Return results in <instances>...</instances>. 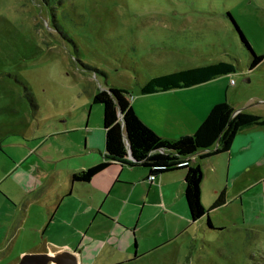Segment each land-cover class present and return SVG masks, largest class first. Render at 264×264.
Instances as JSON below:
<instances>
[{"label":"rangeland","instance_id":"rangeland-1","mask_svg":"<svg viewBox=\"0 0 264 264\" xmlns=\"http://www.w3.org/2000/svg\"><path fill=\"white\" fill-rule=\"evenodd\" d=\"M231 17L253 51L264 54V0H59L51 5L0 0V178L13 161L20 167L5 185L29 179L27 171L38 163L43 169L38 191L49 195L71 169L100 155L98 148L90 152L88 143L99 141L103 153V105L93 97L108 85L130 89L132 104L142 107L147 95L140 89L151 77L229 61L235 70L205 82L207 88L235 109L264 115V60L249 69L250 51ZM136 170L137 183L128 193L130 201L141 202L133 218L139 219L136 229L111 227L103 215L88 226L87 187L79 182L77 194L53 221L57 226L66 220L65 229L38 236L77 249L90 264H264V181L209 211L210 228L207 216L191 221L179 192L182 180H174L164 194L160 178L150 182ZM255 173L264 177V165ZM205 184L211 188L212 181ZM123 188L125 197L129 188ZM204 203L207 209L212 205V194ZM12 205L0 206V264L46 252L30 249V236L18 235V241L14 233L25 220L30 232L47 211L32 203L21 215ZM80 223L90 229L76 232Z\"/></svg>","mask_w":264,"mask_h":264},{"label":"crops","instance_id":"crops-1","mask_svg":"<svg viewBox=\"0 0 264 264\" xmlns=\"http://www.w3.org/2000/svg\"><path fill=\"white\" fill-rule=\"evenodd\" d=\"M207 87L208 85L205 82H202L189 87H177L147 93L144 94L147 96L143 100L142 107L133 106L138 116L157 134L164 138L177 139L183 135L194 133L201 122L209 114L212 107L216 103L222 101L218 98V94L215 90ZM253 126L259 127V130L243 133L245 128L242 129L237 133L230 149L226 152L214 154L206 158H202L200 153H196L190 157L189 164L200 165L203 170V181L201 186V197L203 203L205 195L207 197V195L212 194L214 202L222 190L226 191L228 198L227 202L230 203L231 200L241 198L246 191L264 181V177H258L255 173V170L264 165V126ZM216 146L217 143L213 146V148ZM86 148L90 152H95L98 148L100 155L93 156L90 161L91 163L86 167L79 170L71 169L69 171L70 173H68V177L61 186H51L52 193L49 195H43V193L38 191L39 181L42 180L39 177V172L43 170L38 163L33 165L32 172L27 171V173L31 175L29 179L17 180L14 182L13 187L10 183L5 185V180L15 170L17 171L20 169L15 161H13L14 167L9 170L4 177L0 178L1 207H7L10 209V207L13 206L12 204H14L18 213L26 215L29 212L28 206L32 203H36L37 205H40L42 209L47 211V215L42 216V218L40 217V219H38L39 221L31 225L32 229L30 232H27L26 230L29 223L25 222V220L20 223L14 233L16 236H30V238L27 239L33 243L30 249L43 250L50 253L70 250L76 252L79 262L80 257L82 259L81 261L85 262L81 256V252L77 249H65L63 244L56 241L52 237H46L44 235L43 237H39L38 233H45L48 229H57L59 232L65 229L66 220L62 219L57 226H53V221L56 218H59L62 208L66 205V201L73 198L78 192L76 191L79 185L77 183L80 181H74L72 179V175L75 172L81 171L82 169L92 166L105 159V137L103 153H101L99 141H95L93 145L91 144L90 146L88 143ZM25 160H23L22 163ZM136 169H139V173L142 178L149 180V171L146 167L132 166L127 163H116L96 174L91 180L81 182L87 187L84 211L89 214L90 220L88 221V226H91L95 221H97L98 216L103 215V217L112 224L111 227L118 226L124 231L129 232L134 228L136 229L139 219L134 221L133 218L135 211L137 207L141 205V202H138V200L130 201L132 196L128 195V193L131 192V188L129 187H133L138 180V177L135 175V173H137ZM55 170V168L49 169L47 176L54 173ZM34 171L37 172V177L35 179H33ZM176 171H179L180 174H169ZM184 176L185 170L177 169L165 172L157 178L161 179L160 188L164 194L169 193L171 184L174 180H182L179 192L180 195H184ZM208 179L212 181L211 188L205 184ZM238 181L243 183H240L239 185L237 183ZM2 185H4V187ZM123 187L129 188L125 194V197H129L127 199L128 201L124 199V195H121V191H123V189H127ZM51 188L50 186L48 187V189ZM208 190H210V193ZM107 202H110L111 205H106ZM87 206H89V208L85 209ZM97 223L101 224L100 222ZM88 226L87 223H80L76 232H80L81 230L83 231L84 229H90ZM19 236L17 238L18 241L21 240Z\"/></svg>","mask_w":264,"mask_h":264},{"label":"trees","instance_id":"trees-1","mask_svg":"<svg viewBox=\"0 0 264 264\" xmlns=\"http://www.w3.org/2000/svg\"><path fill=\"white\" fill-rule=\"evenodd\" d=\"M47 5L59 0H43ZM46 6V5H45ZM244 45L249 49L251 61L249 69L257 68L264 60V54L253 51L238 23L231 17ZM235 70L229 61H218L207 65L180 69L151 77L141 86V93H153L177 87H189L206 82L221 74ZM130 89L108 85L99 89L93 97L94 103L103 105V129L105 135V159L72 175L74 181L87 182L96 174L118 163L143 166L149 175L156 178L165 172L184 169V195L192 222L207 216V227L213 223L208 214L214 208L226 205L228 198L222 190L209 209L201 197L203 170L200 165H191L190 157L200 153L202 158L226 152L235 136L242 129L264 126V115L236 110L228 101L216 103L197 130L177 139H168L157 134L137 114ZM122 111V115L119 114ZM126 137L129 139V144ZM217 143V146H213ZM129 147L135 160L129 159Z\"/></svg>","mask_w":264,"mask_h":264},{"label":"water","instance_id":"water-1","mask_svg":"<svg viewBox=\"0 0 264 264\" xmlns=\"http://www.w3.org/2000/svg\"><path fill=\"white\" fill-rule=\"evenodd\" d=\"M249 80L250 78H246ZM122 115V111L119 110ZM129 144V139L126 137ZM129 159L135 160L129 147ZM16 264H79L76 252L63 250L56 253L40 252V253H25Z\"/></svg>","mask_w":264,"mask_h":264},{"label":"built area","instance_id":"built-area-1","mask_svg":"<svg viewBox=\"0 0 264 264\" xmlns=\"http://www.w3.org/2000/svg\"><path fill=\"white\" fill-rule=\"evenodd\" d=\"M148 179H149L150 181H154V180L156 179V177H155L154 175H150V176L148 177Z\"/></svg>","mask_w":264,"mask_h":264},{"label":"flooded vegetation","instance_id":"flooded-vegetation-1","mask_svg":"<svg viewBox=\"0 0 264 264\" xmlns=\"http://www.w3.org/2000/svg\"><path fill=\"white\" fill-rule=\"evenodd\" d=\"M79 264H90V263H85V262L80 261Z\"/></svg>","mask_w":264,"mask_h":264}]
</instances>
